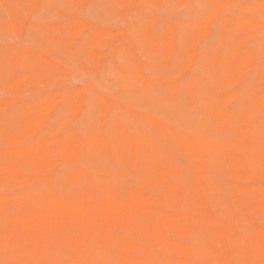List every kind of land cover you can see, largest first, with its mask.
<instances>
[{
	"label": "bare ground",
	"instance_id": "obj_1",
	"mask_svg": "<svg viewBox=\"0 0 264 264\" xmlns=\"http://www.w3.org/2000/svg\"><path fill=\"white\" fill-rule=\"evenodd\" d=\"M0 264H264V0H0Z\"/></svg>",
	"mask_w": 264,
	"mask_h": 264
},
{
	"label": "rangeland",
	"instance_id": "obj_2",
	"mask_svg": "<svg viewBox=\"0 0 264 264\" xmlns=\"http://www.w3.org/2000/svg\"><path fill=\"white\" fill-rule=\"evenodd\" d=\"M182 16L185 14L184 11H181L180 13ZM89 15V14H88ZM84 75V76H83ZM82 76V77H81ZM87 79H89V76H85V74H80V76L77 77V80L80 82H84V80L86 81ZM82 80V81H81Z\"/></svg>",
	"mask_w": 264,
	"mask_h": 264
}]
</instances>
